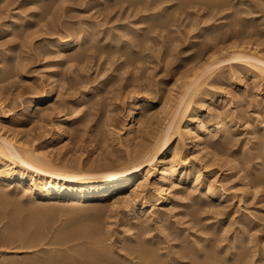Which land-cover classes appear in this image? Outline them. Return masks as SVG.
Instances as JSON below:
<instances>
[{
	"label": "rangeland",
	"instance_id": "1",
	"mask_svg": "<svg viewBox=\"0 0 264 264\" xmlns=\"http://www.w3.org/2000/svg\"><path fill=\"white\" fill-rule=\"evenodd\" d=\"M42 2L46 0H0V132L16 134L30 143L36 141L37 145L46 144L45 149L59 159H81L87 166H98L111 159V165L117 166L126 161L128 148L134 150L137 142L154 134L163 125L160 123L165 121L170 109L176 105L179 93L185 88V81L195 71L197 79L202 81L192 102L196 116L210 113L212 116L217 110L225 109L224 112L228 111L230 116V128L221 136L226 145L224 143L225 147L223 145L219 150V157L211 160L213 164L205 176L208 180L217 181L216 184L225 194L223 198L215 199L216 208H209L205 214L208 219H203L204 222L191 219L189 214L181 212L186 208V203L176 206L170 200L161 202L156 206L169 214L168 230L165 232L161 226V229L157 228V222L153 224L151 234L144 233L152 236L161 231L160 235L167 237L176 230L171 227L176 222L181 227L179 233H187L196 243L197 239L208 236V247L213 245L210 251L221 256L233 241L240 219H245L250 223L245 229V237L240 241H248L254 235L251 240L254 245L251 251L254 252L248 255L249 260L253 261L247 260L246 263L259 264L262 261L264 264V184L245 189L247 179L264 173V75L244 64V60L226 59L221 49V46L231 43L230 34H225V31H233L235 23L254 31V34H240L242 37L264 44V0H220L218 5L204 0H192V3L190 0H162L163 5H158L163 12L154 14H147L149 4L146 0H51L47 9L46 6L42 8ZM203 2L205 4H201ZM151 9L149 11L153 12L154 8ZM11 22L16 23L13 30H9ZM216 23H220V26L214 29ZM201 27H206L210 32L196 36L197 29ZM75 31V35L72 34ZM90 31L91 36L86 42L75 45V50L72 48L65 52L67 55L64 57L60 55L56 43L60 36L70 39ZM83 49H86L83 57H71L73 52ZM214 53L218 59L225 60L215 68L207 69ZM55 65L58 70L53 71ZM17 66L19 70L16 72L14 68ZM98 81L103 86L97 94L93 88ZM50 84L55 85L56 96L28 110L30 101L48 91ZM85 91L87 97L83 98ZM73 103L78 104L76 111L71 107ZM133 107L139 110L137 121L131 117ZM73 110L77 118L67 121V133L56 138L54 135L61 119ZM151 118L152 122L148 120ZM131 124L136 128L128 143L126 136ZM212 136L215 137L214 134ZM184 137L180 139L181 143L175 138L172 147L180 143L181 154L184 153L182 155L187 156L186 159H192L193 142L188 141L187 135ZM233 162L234 170H231ZM198 164L199 161L195 160L188 167ZM252 167L255 171L250 174ZM188 186L192 185L185 184L181 189H189ZM121 197L123 200L115 206L110 201H97L76 208L53 200L49 203L51 207L37 212L36 217L31 205L22 203L18 206L21 208L23 205L22 211L18 207L15 210L18 211L16 218H12L16 213L11 210L15 204L10 199L2 201L0 264H24L26 260L28 263L35 259L40 262L31 264H43L57 254L72 253L75 249L81 251L84 246L90 245L99 251L101 249L106 256L110 254L111 258L114 256L117 259V256L124 254V260L133 262L130 258L134 254L128 249L134 242L130 241L129 244L128 237L134 235L139 238L144 233L139 235L142 230L140 232L132 222L136 216L132 215L131 209L143 201V196L140 195L134 203ZM65 198L72 197L68 194ZM187 199L182 198L181 202ZM7 201L10 202L9 207ZM152 207L147 206V210L151 211ZM7 210L13 212L7 213ZM127 210L132 212L127 213ZM29 215L33 216L30 222L28 220L31 218H27V221L24 218ZM215 223L216 227L213 226ZM222 226H228L226 232ZM182 236L167 240V245L174 241L181 242ZM197 244L196 247H200L201 244ZM126 245L129 248L125 252ZM243 246L246 247V244L239 246V249H243ZM99 251L98 255L101 254ZM108 257L107 260L103 256L98 257L102 259L95 262L111 264ZM120 257L119 261L123 262V257L121 260ZM43 260L45 262L42 263ZM135 260L138 261L137 258ZM131 262L128 264H136Z\"/></svg>",
	"mask_w": 264,
	"mask_h": 264
},
{
	"label": "bare ground",
	"instance_id": "2",
	"mask_svg": "<svg viewBox=\"0 0 264 264\" xmlns=\"http://www.w3.org/2000/svg\"><path fill=\"white\" fill-rule=\"evenodd\" d=\"M35 1L38 2L40 0H35ZM48 1L51 2V0H46L45 3L42 2L43 4L42 8H45V6H46L45 9L48 8V6L50 5ZM147 1L149 4L148 7H146L147 12H148L147 14L159 13V11L163 12L161 6L158 5L159 3H161L162 0H146V2ZM198 1L201 2V0H198ZM204 1H207V2L212 1L213 3H211V5L212 4L218 5L217 3L220 2V0H204ZM190 2L192 3V0H190ZM190 2H188L187 4H189ZM179 3H182V2H179ZM193 3L195 4L196 2L193 1ZM185 4L183 3V5ZM201 4H205V3L203 2ZM224 6L225 5H223V7ZM164 7L167 8V6H164ZM149 8L150 9L154 8V10L151 9L153 12H150ZM153 17H156V16L154 15ZM220 23H216L214 26V29H217V26H220L219 25ZM15 25L16 23H12L10 25L11 29L9 30H13ZM238 25L239 24L235 23L233 31H227V33L225 31V34H230L229 39L231 38L232 40H230L231 43L228 46H227V43L226 45L221 46V49L224 50L223 55L225 56L226 59L235 58L237 60L239 59L240 61L244 60L243 62L244 64L247 63L248 65L253 67L254 70L264 75V44H262V42L258 43L253 40L242 37L243 35L241 36L240 34H254V31L250 30V27L248 29H245L244 26L239 25L238 27ZM209 32L210 31L206 30V27H201L197 29L195 35L200 37V35L208 34ZM75 33L76 31L72 34L75 35ZM90 34H91V31L89 33H86L85 35L84 33L83 34L81 33L77 36H73L70 39H65L63 36H60L56 42L59 48L58 52L60 53V55L64 57L65 55H67L66 54L67 51H70L72 48L73 49L75 48V45L86 42V40H88V38L91 36ZM229 46L231 47V50H229ZM85 51L86 49L76 51L77 53L73 52L71 54V57L81 58L85 54ZM212 52H215V49ZM213 55L214 57L212 61L208 64L207 69H210L211 67L215 68L223 60H225V59H222V60L218 59L215 56V53ZM14 69H16L15 71L17 72L19 70V66H17ZM52 70L53 71L58 70V66L55 65ZM205 70L206 69H204V71ZM195 75L196 73L194 71L190 75V78L185 81V88L183 87L184 89L182 90L181 94L179 93V98H178L176 105L172 108V110L169 108L170 109L169 114L166 117L164 116L165 121L161 120L163 123L159 122L160 124H163V125L160 126V128L156 127V129L157 128L159 129L156 130L155 133L152 131L154 134H151V135L149 134L151 137H148L149 136L148 135L144 138L143 141L141 140V142L139 143L137 142L134 150L129 149L128 148L129 146H128L127 147L128 155L126 157V161L123 160L124 162H122V164H118L117 166H115L116 164L111 165V163H113L111 159H110L111 161L109 159L105 160L103 164L100 163V165L98 166L97 165L87 166L84 164L83 161H81V159L78 161H70L68 159H63V158L59 159V157L53 156L50 153V151L45 149L46 144L37 145L35 143L36 142L35 140H34L35 142L30 143L29 140L23 139L22 137H18L16 134L10 135V134H4L0 132V202H1L0 204H2V201L10 199L11 201L10 200L9 201L15 204V208L12 207L14 205L12 204L10 205L12 209L11 207L10 209L13 210L15 213L18 212L15 210H17L18 208L21 209L23 207V205L21 206V208L18 207L22 203H24V205L25 203H27L28 205L30 204L32 208L31 211H34V213H36L35 215L36 217L37 212H42L44 210L49 209L51 207L49 203L53 200L59 204H68L69 206H71V208L73 207L76 208V207H79L80 205L96 203L97 201L98 202L110 201L111 202L110 204L112 206L113 205L115 206L116 203L118 205V201L121 202V200H123L121 195L124 196V198H126L129 202H132V203H134V201L138 199L140 195H142L143 201H141V203L138 205L136 203L137 207L135 208V205H134V209H131L133 211L132 215L136 216V219L134 217L135 220L132 222H135V224L138 227H136L135 225L134 226L136 228H139L140 232L142 230V232L139 235H141L145 231L152 233L153 227L155 226L153 224L157 222H158V226L156 224L157 228L158 227L160 228L161 226L162 230H164L165 232L166 230H168L169 224L167 225V223L170 219L169 214L166 213L164 209L160 208V206L158 208L156 206L157 204H160L161 202L168 201V200L172 201L173 203L175 202L176 206L183 205V203H186L184 204L186 205L185 206L186 208H184L181 212L184 214L185 213L189 214L191 216V219L204 222L202 221L203 219L204 220L208 219L207 215H205L206 212H209L210 210L209 208H211V206H214L217 203L215 199L223 198L224 197L223 194H225L224 192L221 191V189L216 184L217 181L213 179L208 180L207 178H205V176H206V173L210 170L211 165L213 164V161L211 160L217 159V157H219L217 156V154L219 150L222 149L225 143L223 140V137L221 136L224 135V133L228 130V128H230L229 127L230 124H228V121H229L228 118H230V116H228L229 114L228 111L226 113L224 112L226 111V109L224 111L217 110L216 114L215 115L213 114L212 116L210 115L212 113L208 115L201 114V116H198V115L196 116L192 102L194 100L195 95L197 94L200 83H202V81H200V79H197ZM47 79L49 78L47 77ZM102 86H103V83L101 81H98L94 85V88L93 87L92 88L95 89L96 90L95 92L98 94V92L102 90ZM87 91H85L83 98L87 97L86 96ZM56 93L57 92L55 91V85L51 86L50 84L48 91L44 92V94L42 95H38L34 97L30 101L31 105L28 107V110H33L34 108H36V106H38L39 103L43 102L44 100H48L50 98L55 97ZM76 105L78 104L73 103L71 105L72 109H74L75 111H76L75 109ZM262 109L264 111V106L262 107ZM74 110L72 113L68 114L66 117L61 119L58 125L57 133L56 135H54L56 138L61 137L67 133V130H68V126L66 123L67 121H71L77 118L75 116L76 112L74 113ZM138 112L139 110L137 109V107H133L131 109V117H134V120H136ZM148 120L151 121L152 118ZM144 122H146V120ZM150 125H153V124H150ZM132 126L133 125L131 124V126L127 130L129 134L128 136H126L127 142L128 141L130 142L134 135L133 133L136 127L134 128V126L133 127ZM157 126L159 125L157 124ZM146 127L147 126L145 125L144 127L145 131H146ZM152 128L153 127L151 126V129ZM147 131H149V129H147ZM212 134H214L215 137H213ZM185 135L189 137L190 140L188 141L193 142L194 150L192 152L193 155H191L192 159H186L187 156H185L186 157L185 158L183 156L184 153H182L183 155L181 154L182 150L179 147L181 143L180 139L183 138ZM175 138H178L179 140L177 139V141L178 142L180 141V143L179 145L176 143L175 147H172V143L175 140ZM159 153L161 154L159 155ZM195 160L199 161V164L189 168L188 166H191L193 164V161ZM230 167H231V170L234 168V162L232 165H230ZM254 171L255 170L253 169V167L252 169H249L250 174L253 173ZM263 174H261V176L252 175V177L249 179L246 178L247 181H246L245 189L246 187L247 189L248 187H252V185L256 187L260 183L264 184ZM185 184L187 185L190 184L192 186L191 187L188 186L189 189H184V188H183L184 190L181 189L182 187H184ZM128 189H130V192L129 191L127 192ZM194 191H196V193H194ZM68 194L72 197L71 199L65 198V196H67ZM182 198L183 200L184 198H188V199L185 200V202L183 201L181 202ZM10 202L8 203L7 201V205L10 204ZM151 205H153L154 207V208L152 207L153 210L156 208L154 211H152V209L151 211L147 210V206H151ZM163 205H161V207ZM7 207H9V205ZM3 210H5V207L3 208ZM11 210L9 211L12 213L13 211ZM131 210H127L126 212L128 213ZM9 211L7 213H9ZM167 212H169V210ZM29 213L30 212H28V214ZM17 215L18 214L16 213V216L13 217L14 216L13 215L12 218H16ZM19 216H20V213H19ZM31 216L29 215V217H24V218H26V221H27V218H31ZM248 217L246 219H248ZM18 219L19 217L17 218V220ZM31 220L32 218L29 219L28 222H30ZM172 221L173 220H171V222ZM175 223H172L171 227H174L176 230H173L171 232L169 231L170 233L168 234L167 237L162 236V234L160 235L161 233L160 230H159L160 233L156 232L152 236H147L149 235V233H144L143 235H141L142 237L140 236L139 238L136 236L134 237V235L133 237L132 236L128 237L129 241L128 240L127 241L129 244H131L130 241L134 242L132 246H130L127 243L130 248L128 247V245H126L127 247L125 248V252H126V249L129 248L128 251H130L131 254H134L130 258L131 260H133V262L131 261L130 262L136 263V264H247L246 263L247 260L250 262L253 261V260H249L248 255L251 252L252 253L254 252V251H251L254 248V245L251 244L252 242L251 240L254 235L252 236V238L249 237L250 239L248 241H240L245 237V229L249 227V223H250L249 221H245V219H240L239 223L237 222L238 223L237 224L238 229L236 228L237 233L234 236V239L232 238L233 241L229 245L227 244L228 249H226V251H224V249L222 250L224 251V254L222 255V253L220 252L221 256H219L218 254L219 252L217 253L218 254L217 256L216 253H214L213 251L212 252L210 251L213 245L212 246L209 245L208 247V244H207V240L209 238L208 236L202 235L203 236L201 238L202 240L197 239V243L201 245L200 247H196L197 243L194 242L192 239H190L191 238L190 235H188L187 233L184 234L185 233L184 231H183L184 232L183 234H180L181 232L179 233V230L181 231V227L177 226ZM217 223L213 224V226L216 227ZM20 224L22 226V222ZM25 224L23 226H25ZM226 228L228 229V226L223 227V230H225ZM181 235H183L181 242L180 240L178 242L174 241V243L172 242L173 244L167 245L166 243L167 240H172V239L176 240V238L178 239V237L180 239ZM217 237H218V234H217ZM216 243L214 245H216ZM244 243L246 244V247L243 246L242 247L243 249L240 250L239 246H242ZM219 245L217 246L218 247L217 250H219L220 248ZM84 247L86 249L84 248L81 251L75 249L77 252L74 250L75 252L73 251L72 253L64 252V253H60L59 255L57 254L53 258L51 259L49 258V260L46 259L47 260L46 262L45 260H43L42 263L45 262L43 264H93L95 261H97L96 259H98V261L102 259L98 257L103 256V258L105 257L104 259L107 260L106 257L110 255L109 252H108L109 254L108 256H106L107 254L105 255V253H103L104 254L103 255L101 249L99 251L98 248L96 249L91 248V245L90 247L89 246L88 247L84 246ZM97 251H99L102 254V256L101 254H99L100 255L99 256ZM251 256L253 257L254 255L252 254ZM118 257L120 256H117V259ZM122 257H123L122 260H124V257L126 256H124L123 254ZM122 257H120V260ZM202 257H204L203 260H201ZM108 258L111 259V264L130 263L128 262V260H124L123 262L119 261V259L117 260L116 257L114 258V256L113 258H111V256H109ZM135 258H137L138 261H136ZM35 260L34 261L30 260L31 261V262L29 261L30 263L29 262L27 263V260H26L24 264H31L32 262L37 263L39 261V260L38 261H35ZM8 261L10 262V260ZM106 262L107 261H105V263ZM261 262L259 264H262ZM107 263L109 264V262ZM7 264L9 263L7 262Z\"/></svg>",
	"mask_w": 264,
	"mask_h": 264
}]
</instances>
